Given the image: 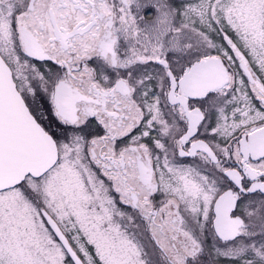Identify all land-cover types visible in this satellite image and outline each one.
<instances>
[{
    "label": "snow or ice",
    "instance_id": "6c2138e0",
    "mask_svg": "<svg viewBox=\"0 0 264 264\" xmlns=\"http://www.w3.org/2000/svg\"><path fill=\"white\" fill-rule=\"evenodd\" d=\"M0 264H264V0H0Z\"/></svg>",
    "mask_w": 264,
    "mask_h": 264
}]
</instances>
